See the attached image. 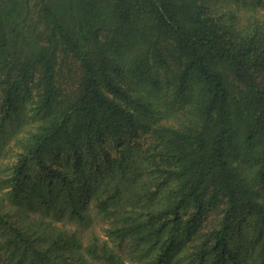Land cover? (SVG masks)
Returning a JSON list of instances; mask_svg holds the SVG:
<instances>
[{
    "label": "trees",
    "instance_id": "16d2710c",
    "mask_svg": "<svg viewBox=\"0 0 264 264\" xmlns=\"http://www.w3.org/2000/svg\"><path fill=\"white\" fill-rule=\"evenodd\" d=\"M0 264H264V0H0Z\"/></svg>",
    "mask_w": 264,
    "mask_h": 264
}]
</instances>
